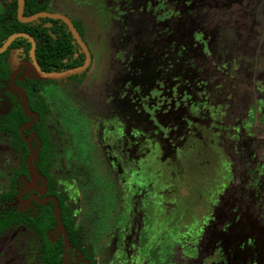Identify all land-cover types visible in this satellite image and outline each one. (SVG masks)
Returning a JSON list of instances; mask_svg holds the SVG:
<instances>
[{
    "label": "flooded vegetation",
    "instance_id": "1",
    "mask_svg": "<svg viewBox=\"0 0 264 264\" xmlns=\"http://www.w3.org/2000/svg\"><path fill=\"white\" fill-rule=\"evenodd\" d=\"M59 1L38 0L40 9L26 13V0H0V177H8L0 192V264H98L70 203L64 131L43 93L64 85L82 92L79 108L97 110L94 100L107 89L94 86L108 69L109 50L115 78L105 95L113 110L109 118L97 112L108 126L110 158L134 186L135 200L110 264H134L155 213L174 202L140 264H241L228 262L229 239L252 198L264 210V171L255 155L264 149V69L248 58L264 57V43L251 37L260 21L244 26L250 7L241 0H73L82 9L71 16L54 9ZM41 20L47 22L37 38L16 24ZM91 79L94 86L85 84ZM18 111L26 120L15 128ZM158 144L167 154L150 162ZM42 151L44 171L36 165ZM188 183L196 195L180 200ZM234 186L239 202L227 213ZM165 240L175 249L167 259L157 257Z\"/></svg>",
    "mask_w": 264,
    "mask_h": 264
},
{
    "label": "rangeland",
    "instance_id": "2",
    "mask_svg": "<svg viewBox=\"0 0 264 264\" xmlns=\"http://www.w3.org/2000/svg\"><path fill=\"white\" fill-rule=\"evenodd\" d=\"M261 8H264V0ZM54 9L70 15L74 9L81 11L82 8L73 0H62L55 2ZM110 55L109 50L108 64H106L108 69L102 74L100 82L95 84L91 79L85 83L92 86L95 84L96 90L102 91L103 88H106L107 97L112 95L111 87L114 88L113 79L115 78L114 68L111 67V64L113 66L115 63L111 61ZM91 76L96 77L92 73ZM71 86H75V83L71 82ZM62 88L66 90H60ZM62 88L57 85L53 88L48 86L44 89L43 94L52 108V120L57 127L64 131V167L73 176L69 190L70 203L76 215L77 224L81 228L83 242L96 252L98 264H110L115 254L114 251L118 249L122 239L128 233V220L134 214L135 205L134 186L122 179L118 167L110 158L112 154L109 153L106 146L108 142L104 141L108 126L100 117V113L97 112L100 110L101 115L109 118L110 112L113 110L110 103L113 100L110 102V99L102 93L100 97H97L102 101L94 100L97 110H93L94 106L90 107L91 110H84L79 108L82 102V98H80L82 92L76 93V91L64 88V85ZM166 150V146L158 144L147 154V159L156 163L163 155L167 154ZM255 155L257 160L262 163L264 171V149L257 147ZM7 178L0 177V192L7 184ZM260 180L264 184V175ZM195 192L193 185L189 183L182 186L179 192L180 200L193 199L196 195ZM239 198V192L234 186L228 191L225 212L230 213L234 205L239 202ZM256 200L252 198L246 204L243 209L244 215L240 218V226L229 239L230 255L227 254L229 263L242 261L241 264H250L251 262V264H264V210L259 209L260 213H263L261 220L259 216H256L257 212L259 213L255 208L258 204ZM163 209V211L155 213L154 228L147 233L146 243L143 244L144 246L142 245L141 251L137 252L134 264H140L142 258L140 254L145 253V250L150 247V243L157 238L160 228L166 223V217L174 214L176 204L175 202L172 205L164 203ZM233 237L241 238L237 243ZM175 244V247L180 245V243ZM160 246L157 257L167 259L170 250L174 249L173 246L167 240ZM172 255L175 256L174 253ZM149 263L158 264L159 261L150 259Z\"/></svg>",
    "mask_w": 264,
    "mask_h": 264
},
{
    "label": "trees",
    "instance_id": "3",
    "mask_svg": "<svg viewBox=\"0 0 264 264\" xmlns=\"http://www.w3.org/2000/svg\"><path fill=\"white\" fill-rule=\"evenodd\" d=\"M38 0H26V5H27V11L26 13H33L36 12L37 10H39V6L37 4ZM262 1H256V0H241V4H245L246 6L248 5L250 8L247 10L245 8L246 11L250 12V13H246L244 20V26L247 27L250 25L254 26V24H257L258 21H260L261 26H260V33H258V36H255V34L251 35V37H258V39H260V42L264 43V8L262 7ZM259 13V14H258ZM47 20H41L40 22H35V23H31L28 25H24V24H20V23H16L18 29H28L31 34H33L35 37L38 36L36 31H39L41 29H43V25L44 23H46ZM54 22L55 26H58V24L55 21ZM257 35V34H256ZM37 38V37H36ZM246 57V56H245ZM249 60L251 61V63H256V65L258 66V69L263 70L264 69V57L260 56L257 58H253V56H248ZM46 69H49L48 67H45ZM26 90L28 91V94L30 96V106L31 107H37L36 103H34L33 100V96H31V89L30 88H26ZM28 104V105H29ZM40 111V113L42 112V110H37ZM19 112V111H18ZM15 128L18 124H21L22 122H24L26 120L25 116L19 112V117L17 116L16 119H13V122H15ZM39 130V134L42 136L43 139H45L46 135H45V131H43L44 129H42V127L38 128ZM21 149H26V145L21 142ZM44 151H42V153L40 154V157L38 158V161L36 163V165L42 170L44 171ZM58 257V255H57ZM58 259V258H57ZM60 264V263H59Z\"/></svg>",
    "mask_w": 264,
    "mask_h": 264
},
{
    "label": "water",
    "instance_id": "4",
    "mask_svg": "<svg viewBox=\"0 0 264 264\" xmlns=\"http://www.w3.org/2000/svg\"><path fill=\"white\" fill-rule=\"evenodd\" d=\"M20 2H21V0H20ZM21 8H22V3H21ZM20 10H21V9H20ZM38 16H40V15H37V16H34V17H31V18H29V19H27V20H23V21H31V20L35 19L36 17H38ZM67 22H68V21H67ZM68 24H69V26H70L72 32L74 33L76 39L81 43V41H80V39H79V36L77 35V33H76L74 27L72 26V24H71V23H68ZM11 40H12V38H11L9 41H11ZM41 76H44V77H56L57 75H54V74H42V73H41Z\"/></svg>",
    "mask_w": 264,
    "mask_h": 264
}]
</instances>
